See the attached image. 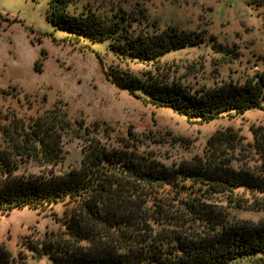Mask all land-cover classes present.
<instances>
[{
	"label": "trees",
	"instance_id": "16d2710c",
	"mask_svg": "<svg viewBox=\"0 0 264 264\" xmlns=\"http://www.w3.org/2000/svg\"><path fill=\"white\" fill-rule=\"evenodd\" d=\"M49 8V18L67 33L64 42L87 38L105 44L120 61L154 67L139 74L114 67L107 72L145 105L197 123L264 110V75L194 89L158 71L166 55L201 46L199 33L148 29L122 10L75 16L67 0H49ZM65 107L22 117L0 110V211L71 205L60 233L28 247L33 257L45 256L50 264H264V219L244 223L229 212L264 210V138L249 143L253 169L234 168L236 140L227 132L208 140L196 164L166 165L155 152L140 150L143 141L133 133L113 136L83 120L75 127ZM74 140L82 143L80 167L59 173ZM18 259L11 261L0 244V264L26 263L25 256Z\"/></svg>",
	"mask_w": 264,
	"mask_h": 264
},
{
	"label": "rangeland",
	"instance_id": "374dc122",
	"mask_svg": "<svg viewBox=\"0 0 264 264\" xmlns=\"http://www.w3.org/2000/svg\"><path fill=\"white\" fill-rule=\"evenodd\" d=\"M49 10V0H0V110L22 117L66 103L75 127L83 120L90 127L99 124L113 136L133 133L143 141L140 150L153 151L164 164L176 166L196 164L208 140L227 132L236 140L234 168H254L257 160L249 143L264 138V110L197 123L170 109L145 105L117 87L107 72L114 67L139 74L155 71L152 65L120 61L105 44H90L87 38L64 42L67 33L49 18ZM67 10L75 16L88 11L112 16L122 10L148 29L199 33L205 37L201 46L172 52L156 65L170 81L183 86L241 85L264 75V0H67ZM65 148L59 173L81 164L82 143L74 140ZM70 209V204L60 202L43 211L28 207L0 211V244L10 260L18 263L25 256V264H50L45 256L33 257L28 247L49 233H60ZM229 212L244 223L264 219V210Z\"/></svg>",
	"mask_w": 264,
	"mask_h": 264
}]
</instances>
